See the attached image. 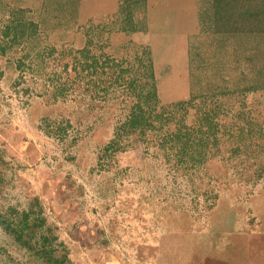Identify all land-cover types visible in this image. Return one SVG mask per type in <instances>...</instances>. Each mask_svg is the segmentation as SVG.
<instances>
[{"label": "rangeland", "instance_id": "374dc122", "mask_svg": "<svg viewBox=\"0 0 264 264\" xmlns=\"http://www.w3.org/2000/svg\"><path fill=\"white\" fill-rule=\"evenodd\" d=\"M242 3L0 0V264H264Z\"/></svg>", "mask_w": 264, "mask_h": 264}, {"label": "trees", "instance_id": "16d2710c", "mask_svg": "<svg viewBox=\"0 0 264 264\" xmlns=\"http://www.w3.org/2000/svg\"><path fill=\"white\" fill-rule=\"evenodd\" d=\"M242 14L245 20L254 22L258 28L264 30V0H243L242 3ZM253 119L250 116H245L244 118V129L250 128L255 122L252 121ZM208 132H204L201 130L197 135L201 136V140H204L205 135ZM182 138V137H181ZM189 143V141H185ZM207 146L202 145L200 148H193V146H189L185 144L182 149L184 151H191L193 154L198 155L196 159H193L195 164L201 163V158L205 154ZM183 151V152H184ZM186 153V152H185Z\"/></svg>", "mask_w": 264, "mask_h": 264}, {"label": "bare ground", "instance_id": "6f19581e", "mask_svg": "<svg viewBox=\"0 0 264 264\" xmlns=\"http://www.w3.org/2000/svg\"><path fill=\"white\" fill-rule=\"evenodd\" d=\"M189 4V3H188ZM170 8H172V13L170 14V18L173 17V16H176L177 13L175 12L174 14V11L176 10L175 8L177 7L176 5L174 6H169ZM168 7V8H169ZM175 9V10H174ZM164 10H165V7H164V4L162 3V6L161 8L157 9L156 12H155V15L156 17L161 20L162 16H163V13H164ZM171 12V11H170ZM182 16V15H181Z\"/></svg>", "mask_w": 264, "mask_h": 264}]
</instances>
